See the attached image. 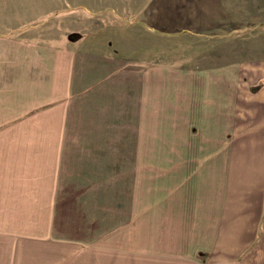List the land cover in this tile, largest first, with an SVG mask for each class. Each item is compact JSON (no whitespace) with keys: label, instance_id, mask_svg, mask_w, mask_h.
I'll use <instances>...</instances> for the list:
<instances>
[{"label":"crops","instance_id":"obj_1","mask_svg":"<svg viewBox=\"0 0 264 264\" xmlns=\"http://www.w3.org/2000/svg\"><path fill=\"white\" fill-rule=\"evenodd\" d=\"M101 2L110 0H9L0 13V264H70L68 254L73 264H264V88L236 86L228 136L226 100L213 102L219 84L207 76L202 94L211 100L186 116L220 127L219 141L201 140L203 130L198 139L219 151L193 164L171 157L170 165H191L187 188L137 208L122 252L107 246L114 233L93 220L97 178L76 168L98 144L84 104L116 68L97 37ZM215 3L203 0L202 13ZM74 20L96 24L80 33Z\"/></svg>","mask_w":264,"mask_h":264},{"label":"rangeland","instance_id":"obj_2","mask_svg":"<svg viewBox=\"0 0 264 264\" xmlns=\"http://www.w3.org/2000/svg\"><path fill=\"white\" fill-rule=\"evenodd\" d=\"M7 1L0 0V13L10 11ZM106 3L93 13L96 29L105 30L97 37L107 43L116 68L108 74L113 81L98 87L96 101L84 104V118L94 130L89 139L99 147L84 150L87 162L76 168L96 176L93 220L97 215L99 230L114 233L107 246L122 252L127 240L124 223L137 208L164 199L170 189L187 188L191 165H170L171 157L192 158L193 164L219 151L203 148L199 133L204 131L201 140L209 134L219 141L213 129L220 127L203 122V117L186 116L197 112L203 99L211 100L202 94L204 76L219 84L214 97L212 92L213 102L226 100L221 112L226 113L228 136L236 86L238 90L242 85L245 94L248 85L256 86L254 91L264 88V0H216L212 7L205 5L206 13L203 0ZM54 8L58 5L51 4ZM58 13L54 11L52 18ZM96 21L88 26L85 20L69 23H77L81 33V25L85 31ZM67 170L71 172L69 166ZM89 190L85 187L87 199ZM68 232L73 237L72 230ZM69 256L68 263L73 264Z\"/></svg>","mask_w":264,"mask_h":264}]
</instances>
